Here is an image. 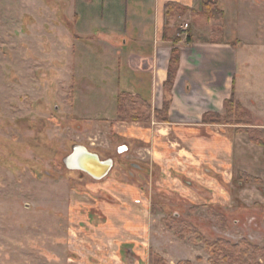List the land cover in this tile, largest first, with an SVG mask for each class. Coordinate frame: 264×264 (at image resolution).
Returning a JSON list of instances; mask_svg holds the SVG:
<instances>
[{"label":"crops","instance_id":"1","mask_svg":"<svg viewBox=\"0 0 264 264\" xmlns=\"http://www.w3.org/2000/svg\"><path fill=\"white\" fill-rule=\"evenodd\" d=\"M60 1L47 9L53 11ZM202 1L71 3L78 19L74 23L77 41L105 44V53L111 58L106 68L112 86L109 91L114 92L110 105H115V114L107 118L113 129L125 141H137V152L150 156L165 174H173V181L181 182L186 174L195 175L201 193H193L189 185L185 191L193 202L207 204L227 200L223 194L231 190L240 171L264 181L262 146L252 142L248 133L237 132L236 125L203 122L208 112L225 116L224 102L234 93L259 119L252 126L264 129V87L257 83L258 77H264V17L254 10L256 4L264 9V0H217L224 12L222 21L194 16L192 10L200 9ZM168 2L189 8L186 13H191V20L186 23L188 27L181 26L183 31L175 32L178 18L166 17ZM202 21L206 36L199 34ZM219 26L224 28V43L212 40ZM188 29L191 41L187 40ZM176 38L179 40L174 44ZM174 46L179 49L180 59L169 121L165 122L156 118L154 110L164 106V83ZM121 91L142 96L152 106L151 121H117V97ZM129 145L123 146L129 149ZM133 166L145 175L153 173L145 164ZM109 174L90 182L84 191L73 190L66 211L67 228L63 231L64 264H150L151 252L170 264L181 260L209 264L202 244L180 239L163 224L164 215L152 210V199L144 186L107 178ZM256 200L264 203L261 195Z\"/></svg>","mask_w":264,"mask_h":264},{"label":"rangeland","instance_id":"2","mask_svg":"<svg viewBox=\"0 0 264 264\" xmlns=\"http://www.w3.org/2000/svg\"><path fill=\"white\" fill-rule=\"evenodd\" d=\"M55 1L0 0V264H64L63 231L71 195L95 181L66 165L76 145L113 158L107 178L144 186L154 212L175 217L180 227L193 226L188 231L197 232L188 234L190 241L200 233L210 241L247 238L264 247V203L256 202L264 197V184L234 180L223 194L227 200H190L186 185L201 193L195 175L173 181V174L137 152V141L127 142L113 129L108 120L115 105H110L114 92L109 91L106 45L78 42L71 0H61L50 12L47 7ZM254 8L264 17L259 4ZM190 14L176 20L175 32L190 23ZM205 26L200 22V35L206 36ZM257 83L264 87V77ZM152 113L143 115L152 118ZM251 122L260 121L252 115ZM124 142L130 148L120 153ZM133 163L150 167L152 175ZM194 243L207 250L204 242Z\"/></svg>","mask_w":264,"mask_h":264},{"label":"trees","instance_id":"3","mask_svg":"<svg viewBox=\"0 0 264 264\" xmlns=\"http://www.w3.org/2000/svg\"><path fill=\"white\" fill-rule=\"evenodd\" d=\"M93 1V0H86ZM189 8L180 5L177 2H168L165 5V15L168 18H179L185 14ZM194 16H202L206 20L222 21L224 12L220 9L217 0H203L200 9H193ZM187 40H192L191 29H188ZM178 38L174 39V44L178 42ZM214 42L224 43V28L219 26L213 31ZM180 59L179 49L174 46L168 69V78L164 83L165 100L164 106L160 110H154L156 118L160 121H169V108L172 97L171 92L176 79ZM72 102V96L69 97ZM118 104V121H151L150 115H143L145 111H152V106L139 94H132L127 91H121L117 97ZM225 116L217 112H208L203 116L204 123H228L238 126L237 132H246L250 135L252 142L264 147V130L262 128H254L251 122L252 114L245 108L242 103L235 97V94L226 99L224 102ZM235 182L264 184L260 178L252 176L246 172L240 171L235 177ZM153 210V209H152ZM170 218V219H169ZM164 217L163 223L175 231L180 239H186L188 234L197 231H188L193 229L191 224L180 227L175 217ZM194 242H204L209 253V264H264V247L252 243L247 238L238 242L219 238L210 241L203 237L200 233H196L195 237L190 238ZM150 264H170L162 256L151 252ZM178 264H193L190 260H181Z\"/></svg>","mask_w":264,"mask_h":264},{"label":"water","instance_id":"4","mask_svg":"<svg viewBox=\"0 0 264 264\" xmlns=\"http://www.w3.org/2000/svg\"><path fill=\"white\" fill-rule=\"evenodd\" d=\"M127 150L125 146L119 148V152ZM66 165L71 169H78L86 172L94 179H102L106 177L114 166L112 158L101 159L100 156L88 150L83 145H76L65 159Z\"/></svg>","mask_w":264,"mask_h":264},{"label":"built area","instance_id":"5","mask_svg":"<svg viewBox=\"0 0 264 264\" xmlns=\"http://www.w3.org/2000/svg\"><path fill=\"white\" fill-rule=\"evenodd\" d=\"M185 26L188 27V24H186Z\"/></svg>","mask_w":264,"mask_h":264}]
</instances>
